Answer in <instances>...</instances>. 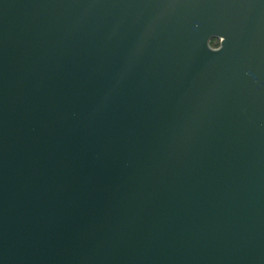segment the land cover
Here are the masks:
<instances>
[{
	"label": "water",
	"instance_id": "water-1",
	"mask_svg": "<svg viewBox=\"0 0 264 264\" xmlns=\"http://www.w3.org/2000/svg\"><path fill=\"white\" fill-rule=\"evenodd\" d=\"M0 264H264V0H0Z\"/></svg>",
	"mask_w": 264,
	"mask_h": 264
},
{
	"label": "rangeland",
	"instance_id": "rangeland-1",
	"mask_svg": "<svg viewBox=\"0 0 264 264\" xmlns=\"http://www.w3.org/2000/svg\"><path fill=\"white\" fill-rule=\"evenodd\" d=\"M219 44V41L218 40H215L214 42H213V45L214 46H217Z\"/></svg>",
	"mask_w": 264,
	"mask_h": 264
},
{
	"label": "flooded vegetation",
	"instance_id": "flooded-vegetation-1",
	"mask_svg": "<svg viewBox=\"0 0 264 264\" xmlns=\"http://www.w3.org/2000/svg\"><path fill=\"white\" fill-rule=\"evenodd\" d=\"M213 40H214V39H213ZM213 40H212V41H213ZM215 40H217V39H215ZM212 45H213V44H212ZM219 45H220V42H219V44H218L217 46H214V45H213V46H214V47H219Z\"/></svg>",
	"mask_w": 264,
	"mask_h": 264
},
{
	"label": "trees",
	"instance_id": "trees-1",
	"mask_svg": "<svg viewBox=\"0 0 264 264\" xmlns=\"http://www.w3.org/2000/svg\"><path fill=\"white\" fill-rule=\"evenodd\" d=\"M214 41H215V39L212 41V44H213Z\"/></svg>",
	"mask_w": 264,
	"mask_h": 264
}]
</instances>
